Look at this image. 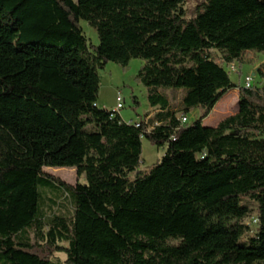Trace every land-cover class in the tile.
Masks as SVG:
<instances>
[{"label": "trees", "instance_id": "16d2710c", "mask_svg": "<svg viewBox=\"0 0 264 264\" xmlns=\"http://www.w3.org/2000/svg\"><path fill=\"white\" fill-rule=\"evenodd\" d=\"M185 2L0 0V264H53L56 253L64 264H264V71L246 89L209 54L226 65L264 54V0H204L192 18ZM133 59L160 110L148 124L98 106V71ZM164 89H184L181 117L199 119L183 125ZM234 89L237 113L204 126ZM143 139L166 147L144 172ZM43 190L69 198L73 217H48Z\"/></svg>", "mask_w": 264, "mask_h": 264}, {"label": "rangeland", "instance_id": "374dc122", "mask_svg": "<svg viewBox=\"0 0 264 264\" xmlns=\"http://www.w3.org/2000/svg\"><path fill=\"white\" fill-rule=\"evenodd\" d=\"M77 2V0H74ZM204 2V0H186L184 4V11L188 18L195 15L197 7ZM81 27L88 39V42L93 46L99 45V37L93 27L87 22L81 21ZM212 58L222 65L229 73L230 78L234 84L244 87V80L247 75L256 74L252 82L253 87L260 86L263 83L262 76L259 75V69L264 71V54L248 52L245 53L241 60L231 65H226L223 62L222 54L218 51H210ZM145 62L140 59H133L128 67L124 68L116 63L109 62L104 69L98 71L100 78V90L98 97V104L101 108L106 110H114L117 107L119 96L123 109L121 115L126 122L144 121L151 106L149 104L148 88L138 80V75ZM165 94L171 98L173 108L177 111L178 117H181L182 110V96L185 90L164 89ZM238 89H234L224 95L219 103L216 105L211 115L204 120L203 125L206 127H216L224 119L235 115L238 111ZM201 115V111L193 110L188 115V124L191 125L196 122ZM166 154V147L158 148L149 140L143 139L142 156L140 161L139 171H146L156 165L162 160ZM46 174L52 175L61 179L68 185L75 186L78 182L84 183V179H78L75 169L70 168H45ZM135 174H131V179ZM43 196V210L48 217L52 215H59L68 219L74 215V209L69 198L62 193L51 192L48 190L42 191ZM249 207V215L245 219V224L250 228V234L254 235L257 228V206L252 201H247ZM66 246V244H62ZM67 259L66 254L56 253L53 257V264H64Z\"/></svg>", "mask_w": 264, "mask_h": 264}, {"label": "built area", "instance_id": "2783aa9c", "mask_svg": "<svg viewBox=\"0 0 264 264\" xmlns=\"http://www.w3.org/2000/svg\"><path fill=\"white\" fill-rule=\"evenodd\" d=\"M254 76L255 75H247L246 77H245V80H244V82H245V84H244V87L246 88V89H249V88H252L253 87V85H252V82H253V80H254ZM118 101L120 102V103H118L117 104V107L115 108V111L116 112H118V113H120L121 112V110L123 109V104L121 103V97L119 96V98H118ZM148 120H149V118L146 120V123L148 124ZM132 122V121H131ZM181 123L184 125V124H186V123H188V118L187 117H185V116H182L181 117ZM135 125H136V127H140V123H135ZM149 127H148V132H151L153 129H154V127H152V126H150V125H148Z\"/></svg>", "mask_w": 264, "mask_h": 264}, {"label": "crops", "instance_id": "0c3cea01", "mask_svg": "<svg viewBox=\"0 0 264 264\" xmlns=\"http://www.w3.org/2000/svg\"><path fill=\"white\" fill-rule=\"evenodd\" d=\"M253 75H256V74H253ZM167 97H168V99H169V102H170V107H171V109H173V105H172V103H171V98H170V96L167 94ZM182 98H183V96H182ZM98 106L100 107V105L98 104ZM115 110V109H114ZM174 110V109H173ZM160 110L158 109V108H151V112H149L148 114H147V116L149 115V117L148 118H152L153 116H155V114L156 113H158ZM120 115H121V112H120ZM122 116V115H121ZM123 118V117H122ZM147 118V119H148ZM146 119V120H147ZM124 120V119H123Z\"/></svg>", "mask_w": 264, "mask_h": 264}]
</instances>
